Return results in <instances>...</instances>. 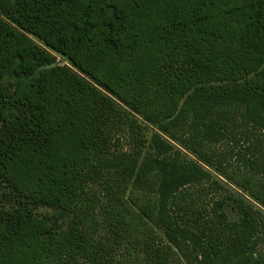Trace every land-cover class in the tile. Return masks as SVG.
<instances>
[{"label":"trees","instance_id":"trees-1","mask_svg":"<svg viewBox=\"0 0 264 264\" xmlns=\"http://www.w3.org/2000/svg\"><path fill=\"white\" fill-rule=\"evenodd\" d=\"M263 226L264 0H0V264H264Z\"/></svg>","mask_w":264,"mask_h":264},{"label":"rangeland","instance_id":"rangeland-1","mask_svg":"<svg viewBox=\"0 0 264 264\" xmlns=\"http://www.w3.org/2000/svg\"><path fill=\"white\" fill-rule=\"evenodd\" d=\"M30 38H31L32 40H34L35 42H37V43H39V44H42V41H41L38 37L30 36ZM56 56H57L58 64H59V65H62V66H64V65H68V62H67V60H66L64 57H61V56H59V55H56ZM10 81H12V78H11V77H8L7 79L3 80V83H8V82H10ZM226 212H227V214H228V216H229L230 221L237 220V218H238L237 214H236L235 212H233L232 209H231L230 207H227V208H226ZM262 233H264V226H263V231H262ZM89 264H91V263H89Z\"/></svg>","mask_w":264,"mask_h":264}]
</instances>
